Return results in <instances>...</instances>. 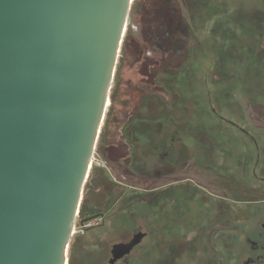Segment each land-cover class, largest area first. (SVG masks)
<instances>
[{
    "label": "water",
    "instance_id": "95a60500",
    "mask_svg": "<svg viewBox=\"0 0 264 264\" xmlns=\"http://www.w3.org/2000/svg\"><path fill=\"white\" fill-rule=\"evenodd\" d=\"M132 1L0 0V264H67Z\"/></svg>",
    "mask_w": 264,
    "mask_h": 264
},
{
    "label": "rangeland",
    "instance_id": "374dc122",
    "mask_svg": "<svg viewBox=\"0 0 264 264\" xmlns=\"http://www.w3.org/2000/svg\"><path fill=\"white\" fill-rule=\"evenodd\" d=\"M148 1H132V11H130L110 90V103L99 132L90 175L84 186L74 234L67 250V264H109L111 245L122 239H129L134 232L130 226L119 230L110 224V221L94 226L101 222L100 219L86 221L85 225L80 226V220L83 218L81 216L84 215V213L81 214L83 206L87 208L86 213L92 214L106 204L111 194L113 200L111 203L115 205L111 216H114L123 209L126 211V204L123 201L117 202L118 199L123 198L126 191L128 192L126 195L129 196L130 191H135L136 188L140 190L146 188V185L139 184L135 178L127 180L124 166L113 168L107 163L106 167L101 158L105 147L103 137L106 135V140L108 137L114 139L115 135L118 136L120 131L125 130V124L129 118L148 120L149 123L158 119L160 123L153 125L156 130H162V133L169 130L168 137L176 133V138H182V140L177 138L176 142L192 143L193 147L198 143L208 142L226 144L253 142L242 130L250 131L257 143L264 144V97L259 95L258 88L240 85L242 88L237 92L232 87L233 89L228 92L221 91L218 97L217 92L220 90L216 85L223 84L222 81L225 79L224 72V75L220 76V70L217 67L223 63L221 51L218 49L219 44L222 43V51L226 52L235 42L233 37H236L239 32L237 25L239 22L236 18L238 15L239 20L248 21L246 28L253 31L254 19L261 18L262 14L251 10L264 12V0H205L207 3L203 4L201 1L192 0L193 2L191 1L187 6L190 9L189 22L186 18L184 3L182 0H176V7L183 10L185 19L181 33L176 29L171 32V38L176 40V46L172 47L173 50L170 47L168 54L158 51L149 36V26L153 27V24L143 13L144 8L150 4ZM205 11L208 13L206 14ZM222 15L230 16L235 22V24L232 23L235 31L227 32L229 33L227 36L217 30V21ZM256 24L264 26L263 22H256ZM189 27L191 39L187 38ZM259 30L255 51L257 61L253 62L252 66L264 68V28ZM236 57L239 58L238 54L235 55ZM238 60L240 61V58ZM239 61L234 62L236 67L239 66ZM183 63H188L190 68L182 79L187 81L186 84L181 83L185 88L183 86L182 89L178 88V79H174L173 82L166 81L167 87L162 86L161 79L167 78L169 74V77L173 74L179 75V68ZM237 73V69L230 71L233 77H229L228 80L231 79V82L233 78L236 80ZM185 90L188 92L183 94L181 91ZM132 129L134 127L130 128ZM199 158L200 156L196 155L191 157L195 160ZM187 172L182 173L187 176L189 175ZM126 184L133 188L127 187ZM258 185L261 183L257 179L256 186ZM262 193L264 194V190ZM142 220L145 229L148 227L149 220L147 217ZM148 232L151 234L150 231ZM159 233H164V238H167L165 231ZM152 246L153 243H145L142 250L133 253L128 264H180L172 263L171 260L174 253L181 250L180 247L172 250L171 247L163 246L162 243L161 257L158 258L155 255L157 250L155 252ZM146 252L142 259L141 256ZM197 261L193 260L192 264H198Z\"/></svg>",
    "mask_w": 264,
    "mask_h": 264
},
{
    "label": "flooded vegetation",
    "instance_id": "af4514ba",
    "mask_svg": "<svg viewBox=\"0 0 264 264\" xmlns=\"http://www.w3.org/2000/svg\"><path fill=\"white\" fill-rule=\"evenodd\" d=\"M191 1L182 0L188 22L190 9L187 6ZM148 2L143 13L153 24L149 26V36L158 51L168 54L169 48L173 50L176 46L171 32L175 29L182 32L183 10L176 7V0ZM251 11L262 14L261 18L254 19V24L264 23V12ZM188 31L187 38L191 39L190 27ZM153 52L155 54V50ZM169 76L161 79L162 86L167 87L166 81L176 80L174 74ZM134 118L126 121L125 130L114 139L103 137L105 147L100 157L104 166L107 163L113 168L124 166L127 180L135 178L146 188H136L129 196L126 191L125 196L117 200L126 204V211L123 209L111 216L115 205L109 194L100 210L85 213L80 220V226L100 219L94 226L110 221L119 230L132 227L134 232L129 239L111 245L109 264H128L133 253L149 242L153 243V250H157L158 258L162 243L172 250L180 247L171 257L172 263L192 264L193 260H198V264H264V144L257 143L250 131L242 130L253 142H208L193 147L192 143L176 142L177 138L182 140L176 138V133L168 137L169 130L165 133L156 130L153 125L160 123L158 119L149 123ZM131 127L134 129L130 130ZM192 155L200 158L191 159ZM185 170L189 175H183ZM257 179L261 185L256 186ZM146 217L149 222L144 229L142 219ZM162 231L167 238L159 233ZM137 233L144 234L141 241L129 255L112 263L113 246L130 242ZM145 254L147 252L142 259Z\"/></svg>",
    "mask_w": 264,
    "mask_h": 264
},
{
    "label": "trees",
    "instance_id": "16d2710c",
    "mask_svg": "<svg viewBox=\"0 0 264 264\" xmlns=\"http://www.w3.org/2000/svg\"><path fill=\"white\" fill-rule=\"evenodd\" d=\"M203 3H207L205 0H202ZM200 5V4H199ZM206 12V11H205ZM208 13V11L206 12V14ZM260 14V13H259ZM248 21H244V20H239V23H237L238 25V31L236 37H233V40H235V42H233L232 46H230V48L226 51L223 52L222 51V43L219 44L218 49H220L221 51V59L223 61V63L221 64V66H217L219 68V72H220V76H223L225 74V79L223 82V84H216L219 88L220 91H218V97L220 92H224V90H226V92H228L230 89H233L232 87H234V91L237 92L239 89L242 88V86L240 87V85L243 86H252L254 88H258V93L259 95L264 97V68L263 67H253V62H256L257 60L256 58V49H257V39L259 37V28H264V26H258L255 22V29L253 31H251L250 29L246 28V23ZM235 24V22L233 21V19L229 16V17H224L223 15L221 16L220 19H218L217 21V30H219L221 32V34L223 33L224 36H227L232 30H233V24ZM235 30H233L234 32ZM257 31V32H256ZM227 32H229L227 34ZM232 37V36H231ZM217 47V45H216ZM238 54V57L240 58V61L237 59V57L235 58V55ZM234 59V62H240L239 66L236 67L235 63L232 62H228L227 60H232ZM238 60V61H237ZM191 65V63H190ZM189 67H188V63L184 65L183 69L180 71V74L176 76V80L178 79V88L182 89L183 84L186 82L183 79L184 75L186 76V74L189 71ZM236 69L238 70L237 73V79L235 80L234 78L228 80L229 77H233V75L230 74V71H236ZM187 71V73H186ZM224 72V74H223ZM186 73V74H185ZM181 76V77H180ZM187 78V77H186ZM184 82V83H183ZM229 83V84H225V83ZM183 83V84H181ZM191 85V84H190ZM187 86V85H186ZM221 86H223V88H221ZM184 87V86H183ZM240 87V88H239ZM185 88V87H184ZM237 88V89H236ZM188 89V88H187ZM183 94L188 92L187 90L185 91H181ZM233 92V91H231ZM207 97L208 96V92L206 93ZM221 100V99H220ZM82 213H86L87 212V208H85L83 206Z\"/></svg>",
    "mask_w": 264,
    "mask_h": 264
},
{
    "label": "bare ground",
    "instance_id": "6f19581e",
    "mask_svg": "<svg viewBox=\"0 0 264 264\" xmlns=\"http://www.w3.org/2000/svg\"><path fill=\"white\" fill-rule=\"evenodd\" d=\"M109 103H110V100L108 101V105H109Z\"/></svg>",
    "mask_w": 264,
    "mask_h": 264
}]
</instances>
